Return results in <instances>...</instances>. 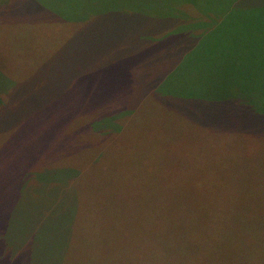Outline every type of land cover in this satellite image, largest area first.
I'll return each instance as SVG.
<instances>
[{
  "label": "rangeland",
  "instance_id": "1",
  "mask_svg": "<svg viewBox=\"0 0 264 264\" xmlns=\"http://www.w3.org/2000/svg\"><path fill=\"white\" fill-rule=\"evenodd\" d=\"M184 1L202 5L224 23L214 16L212 28L193 42L199 26L210 24L194 5L169 9L168 0H0V45H13L17 57L14 71L0 62V198L28 185L33 170L49 158L45 155L60 161V170L81 167L74 177L63 171L55 178L67 186L71 181L78 198L66 249L56 251L51 243L44 249L47 260L38 262L34 253L35 264H128L134 257V264H264V226H225L236 228L233 245H217L222 237L211 239L207 233L197 243L171 234L176 225H192L190 220L208 230L213 217L227 218L220 223L252 218L216 192L243 188L264 195V118L254 122L256 129L250 125L253 118L244 120L241 114L224 122L220 112L228 115L234 108L204 98L209 95L204 75L212 64L222 68L234 57L239 63L250 57L235 55L233 48L221 50V28L230 42L251 38L263 24L264 0ZM229 4L236 6L228 10ZM172 10L182 17L166 15ZM182 31H191L188 41L195 44L185 56L179 53L187 43L180 39ZM19 36L25 48H16ZM167 67L173 72L152 92ZM113 74L118 80L110 79ZM52 94L61 103L56 108L47 101ZM172 106L179 109L175 115ZM37 109L47 121L36 131L41 125L34 119ZM121 120L112 138L97 137L99 128ZM45 126L52 133L49 147L37 134ZM49 170L38 172L45 177ZM38 195L32 193L31 204L20 198L14 220L41 215L34 209ZM37 201L53 203L46 192ZM218 249L227 253L226 263L215 260Z\"/></svg>",
  "mask_w": 264,
  "mask_h": 264
},
{
  "label": "trees",
  "instance_id": "2",
  "mask_svg": "<svg viewBox=\"0 0 264 264\" xmlns=\"http://www.w3.org/2000/svg\"><path fill=\"white\" fill-rule=\"evenodd\" d=\"M237 1L238 0H232L231 3H235ZM168 2H171V4L166 2V6L169 9H179L183 4H186L184 6L186 8H191V5H194L192 9L197 13H204L205 18L210 22L208 26H205L207 24H200L201 26H199L198 33L196 32L197 34L192 38L194 40L193 42L200 40L197 35L201 36L203 32L212 28L211 24L216 21L214 19L215 13H210L212 11L206 13V11H204V9L202 8V5L197 6V4L190 3L189 1L184 0H168ZM234 6L236 5L229 4L228 10H231V8ZM175 13L176 11H173L167 13L166 15H177L176 17L178 19L182 17V14ZM215 17L217 21L221 19L220 22H222V24L224 23V19L220 18L218 15H216ZM259 22L264 24V20L260 19ZM263 24L261 25V29H264ZM261 29L257 28L258 31L256 32V34L253 33L251 38H243L239 43V41L235 40H232V42L228 41V38H226L225 36L229 35V33L223 31V29L221 28L220 37L222 39V43L218 45L220 46V48L222 47L221 50H228L233 48L235 51V55L240 52H244L243 55H250V57L249 59L244 60L243 63L236 62V57H234L233 60H235V62H230L226 66H222V68H219L217 65L212 64V71L209 73H205L204 75L206 91L209 94L204 98L213 97L214 99H221L218 100V102H221L218 104H230V107L234 108L235 112L228 115L223 111L220 112L219 115L224 119V122L231 123V119L241 114L244 116V120H246L248 116L249 119L251 117L253 118V122L250 125H254L255 129L257 127V124L254 122L258 120V117L260 119L264 118V32ZM213 31H218V29H213ZM182 33L180 34V39L187 41V43L183 44V48L180 47L182 48V50H180L179 53L180 56H185L191 52V49L195 44L192 45L193 42L191 43V41H188V39H191L192 37L191 31H182ZM24 40L25 38H23V36H19L16 48H25L26 43ZM16 60V51L13 45H9L6 49L2 48V46L0 45V62L2 64V67L7 66L10 68V71H14V67L12 66V64L15 63ZM21 65L27 64L21 63ZM162 72V75L156 78V86L152 89V92L158 91L159 87L161 86V82H163V84L165 83V78L168 77L171 72H173V68H163ZM113 76L114 79H110L115 81L118 76H115V74H113ZM215 76L218 77L217 86L213 84V79ZM106 79L107 77H105V80ZM225 79L227 80L226 82H224ZM55 83L58 86L65 84V82L62 83L59 81H55ZM257 90H259V92H257ZM148 92L149 91L143 93L142 97H146L149 94ZM217 93L218 96H216ZM54 95L52 94L51 99L48 98L49 100L47 99V101L49 105L51 104L54 108H56L61 103H59L56 98H53ZM208 101L210 100H204V102ZM190 107L192 106H189L183 110L186 112V110ZM37 111L40 116L38 115V117L34 119L38 120L41 125L34 127L36 131L38 128L43 127L42 125L47 121L43 115L41 117V109H37ZM131 111L132 110L130 109L128 113L121 114L122 120L124 118L123 116L125 114V116H127L129 113H131ZM178 111V107L175 108L174 115L177 114ZM101 120L97 119L96 121L101 122ZM122 120L111 128H106L104 130H101L99 128V130L96 131L99 135H97V137H99L100 139L105 138L106 141L112 138L118 131L119 125L123 122ZM96 125L97 127L101 126L100 123H97ZM43 129L44 130L37 132L38 137L41 140L39 142L45 147H49L51 145L50 141L52 140L51 129H47L46 126ZM216 130L217 128H215L213 125V131L216 132ZM32 131H34L33 127ZM104 133L105 136L101 138ZM213 139L216 140L215 137ZM93 147H95V144ZM41 149H43V147H41ZM88 149L89 147H87L86 145L85 150L88 151ZM1 153L2 150H0V159ZM249 153H252V150L249 151ZM69 156H71V153ZM45 157L49 158L46 159ZM44 158L45 161H43L42 166H40V170L42 168H45L46 170L51 169L45 177L39 174L38 171L40 170H33L37 172L32 173L33 176H31V178L28 180V185H25L21 189L18 188L14 190V192L8 199L2 200V198H0V264H35L34 253L38 255V257H36V260L38 262H40V259L42 258H45L47 260L48 254L44 253V249L46 246L52 243L56 246V251H62L66 249V241L68 237L72 236V227L74 228L76 224L75 222L77 221L78 198L75 190L72 187L71 181L68 182L69 185L67 186L64 183H57L55 181V178L57 176H62L63 171H70L72 175L70 172L67 173H70L69 176L74 177L80 172L81 167H76L75 170H60L62 168V166L60 165V161L55 162L56 159L50 160V155H45ZM16 164V161L12 163V171L14 170ZM43 183H45L43 185L44 188L41 187ZM236 189L238 193L216 192L214 194L218 193L219 198L223 199L226 203L234 204V207L238 209H246L248 216L252 218L228 219L227 223H220L226 221L227 218L221 217L216 219L213 217L211 219V226H208V230H206L205 226L195 225L196 222L190 220L187 222L192 225H176L174 227V231L171 232V234H173V237H175V239L184 238L188 241L190 240L194 243H197L195 241L201 238V234L207 233V237H211V239L222 237L221 242L216 243L217 245L223 242H229L231 245H233L232 243L235 240V235L233 236L232 240H230V236L233 231L235 232L236 228H227L225 226H264V195H258L253 192H241L243 188ZM41 192H46L51 195V200L53 201V203L51 202L48 206L39 204L37 198L39 197ZM32 193H34L35 195L39 194L36 200L34 199V209L38 212V214L41 215H39V217L31 218L30 220L25 219L24 221H20L18 223L16 219L14 220V217L17 214V207L19 204L18 202L24 195L23 201H26L27 203L29 201L28 204H31L33 201L31 200L30 202ZM223 196H225L226 199ZM258 204L260 207L258 206ZM226 210L228 209L226 208ZM253 215H255L254 218ZM163 235L166 234L163 233ZM63 239H65V242H62ZM58 254L62 253H54V255ZM226 255L227 253L224 252V249H218L216 251L215 260H221L220 263H226ZM136 258L137 257L129 259L128 264H134ZM123 264L125 263L123 262Z\"/></svg>",
  "mask_w": 264,
  "mask_h": 264
}]
</instances>
